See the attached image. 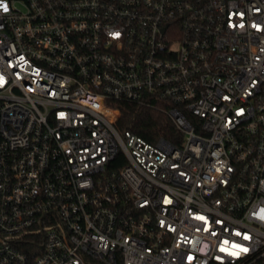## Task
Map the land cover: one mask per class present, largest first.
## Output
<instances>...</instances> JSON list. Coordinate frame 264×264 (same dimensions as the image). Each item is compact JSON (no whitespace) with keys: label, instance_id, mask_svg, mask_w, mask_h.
<instances>
[{"label":"built area","instance_id":"obj_1","mask_svg":"<svg viewBox=\"0 0 264 264\" xmlns=\"http://www.w3.org/2000/svg\"><path fill=\"white\" fill-rule=\"evenodd\" d=\"M0 264H264V0H0Z\"/></svg>","mask_w":264,"mask_h":264},{"label":"trees","instance_id":"obj_2","mask_svg":"<svg viewBox=\"0 0 264 264\" xmlns=\"http://www.w3.org/2000/svg\"><path fill=\"white\" fill-rule=\"evenodd\" d=\"M111 104L120 109L116 123L120 131L130 130L150 140V135L159 133L166 124L163 113L146 105L128 101H113Z\"/></svg>","mask_w":264,"mask_h":264},{"label":"snow or ice","instance_id":"obj_3","mask_svg":"<svg viewBox=\"0 0 264 264\" xmlns=\"http://www.w3.org/2000/svg\"><path fill=\"white\" fill-rule=\"evenodd\" d=\"M6 10V9H5ZM245 238H247V237H245Z\"/></svg>","mask_w":264,"mask_h":264}]
</instances>
